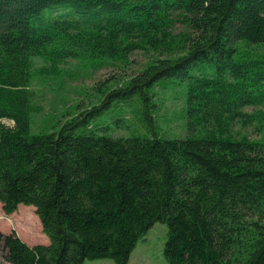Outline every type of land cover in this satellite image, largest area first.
Segmentation results:
<instances>
[{"label":"trees","instance_id":"obj_1","mask_svg":"<svg viewBox=\"0 0 264 264\" xmlns=\"http://www.w3.org/2000/svg\"><path fill=\"white\" fill-rule=\"evenodd\" d=\"M187 31L172 33L176 22ZM264 0H0V201L48 244L0 229V264H127L157 222L169 264H264ZM156 56L58 127L32 131L34 58ZM189 130L161 133L157 87ZM4 120H10L6 123ZM119 131V132H117ZM123 131V133H120Z\"/></svg>","mask_w":264,"mask_h":264},{"label":"rangeland","instance_id":"obj_2","mask_svg":"<svg viewBox=\"0 0 264 264\" xmlns=\"http://www.w3.org/2000/svg\"><path fill=\"white\" fill-rule=\"evenodd\" d=\"M172 33L178 35L186 32L182 22L176 21ZM256 49L264 52V45ZM156 53L143 49L134 50L127 62L107 61L94 64L80 59L70 58L55 70L51 62L40 57L34 58L35 75L31 83L34 92L32 131L51 130L61 125L83 109L92 107L102 97L104 90L122 85L131 76L138 73ZM157 123L162 134L169 137H183L189 132L184 116V96L180 85L157 87ZM264 109V105L248 106ZM11 123L10 120H4ZM245 130L252 138H261L264 129L248 126ZM119 132V131H117ZM123 133V131H120ZM0 229L3 232L16 231L29 243H37L44 239L45 233L35 207L20 204L12 213H5L0 201ZM168 235L165 222L157 221L139 239L130 255L127 264H169L164 254V244ZM0 262L2 249L0 246ZM85 264H116L112 258L87 259Z\"/></svg>","mask_w":264,"mask_h":264},{"label":"crops","instance_id":"obj_3","mask_svg":"<svg viewBox=\"0 0 264 264\" xmlns=\"http://www.w3.org/2000/svg\"><path fill=\"white\" fill-rule=\"evenodd\" d=\"M45 235V237H44V239L42 240V241H40V242H37V243H43V244H48L49 243V238L47 237V235L46 234H44ZM21 237V236H20ZM22 238V237H21ZM26 241V240H25ZM26 242H28V241H26ZM29 243V242H28ZM37 243H29V244H31V245H33V244H37Z\"/></svg>","mask_w":264,"mask_h":264}]
</instances>
